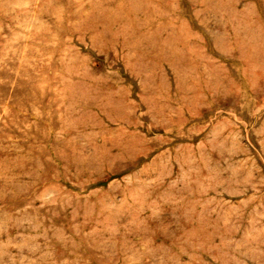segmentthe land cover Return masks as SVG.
<instances>
[{"label": "rangeland", "instance_id": "rangeland-1", "mask_svg": "<svg viewBox=\"0 0 264 264\" xmlns=\"http://www.w3.org/2000/svg\"><path fill=\"white\" fill-rule=\"evenodd\" d=\"M0 264H264V0H0Z\"/></svg>", "mask_w": 264, "mask_h": 264}]
</instances>
